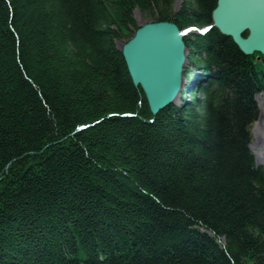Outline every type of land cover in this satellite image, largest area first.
<instances>
[{"label":"trees","instance_id":"16d2710c","mask_svg":"<svg viewBox=\"0 0 264 264\" xmlns=\"http://www.w3.org/2000/svg\"><path fill=\"white\" fill-rule=\"evenodd\" d=\"M174 2L0 0V264H264V55L190 34L209 82L154 116L117 47L136 10L202 27L217 0Z\"/></svg>","mask_w":264,"mask_h":264},{"label":"water","instance_id":"95a60500","mask_svg":"<svg viewBox=\"0 0 264 264\" xmlns=\"http://www.w3.org/2000/svg\"><path fill=\"white\" fill-rule=\"evenodd\" d=\"M212 21L244 54H264V0H217ZM185 38L174 21L159 20L139 24L132 38L117 44L133 84L143 90L154 116L176 103L184 87L190 51Z\"/></svg>","mask_w":264,"mask_h":264},{"label":"rangeland","instance_id":"374dc122","mask_svg":"<svg viewBox=\"0 0 264 264\" xmlns=\"http://www.w3.org/2000/svg\"><path fill=\"white\" fill-rule=\"evenodd\" d=\"M181 2H182V0H175L174 8L176 9V8L180 7ZM134 17L136 18V21L138 24L147 22V20L144 19V17L142 16V14L140 13L139 10L134 11ZM120 42L124 43L125 41H120ZM118 44H120V43H118ZM187 67L190 70L193 67V65L187 64ZM198 72H201V71H198ZM185 80H187V79L185 78ZM191 82H192V80L191 81L187 80L186 87H188ZM255 103H256V108H257L258 114H257L256 120L253 123L252 139L250 141L249 148L254 144V142H256V139L258 137H261V138L264 137V92L259 93L256 96ZM258 125H260V126H258ZM260 131H261V133H260ZM258 132L260 134L258 136H256L258 134ZM263 143H264V141H263ZM251 151L253 153L255 162L260 166H264V160H263L264 158L259 157L257 159L258 156L256 155V153H254L252 149H251Z\"/></svg>","mask_w":264,"mask_h":264},{"label":"bare ground","instance_id":"6f19581e","mask_svg":"<svg viewBox=\"0 0 264 264\" xmlns=\"http://www.w3.org/2000/svg\"><path fill=\"white\" fill-rule=\"evenodd\" d=\"M188 93H191V92L188 91ZM258 126H260V125H258ZM260 133H261V131H260ZM260 133L258 132V134L256 136H258ZM263 141H264V137L263 138L258 137L256 139V142H254V144L251 146V149L253 150V152L256 153V155L258 156L257 159L259 157H263L264 158V143H263Z\"/></svg>","mask_w":264,"mask_h":264}]
</instances>
